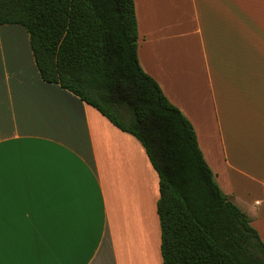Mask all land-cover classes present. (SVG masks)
Segmentation results:
<instances>
[{
	"label": "crops",
	"instance_id": "obj_1",
	"mask_svg": "<svg viewBox=\"0 0 264 264\" xmlns=\"http://www.w3.org/2000/svg\"><path fill=\"white\" fill-rule=\"evenodd\" d=\"M135 4L142 67L264 242V0ZM1 31L0 264H164L143 144L44 80L29 35Z\"/></svg>",
	"mask_w": 264,
	"mask_h": 264
},
{
	"label": "trees",
	"instance_id": "obj_2",
	"mask_svg": "<svg viewBox=\"0 0 264 264\" xmlns=\"http://www.w3.org/2000/svg\"><path fill=\"white\" fill-rule=\"evenodd\" d=\"M0 24L29 33L44 80L143 144L159 175L164 264H264V242L226 194L193 123L141 65L135 0H0Z\"/></svg>",
	"mask_w": 264,
	"mask_h": 264
},
{
	"label": "rangeland",
	"instance_id": "obj_3",
	"mask_svg": "<svg viewBox=\"0 0 264 264\" xmlns=\"http://www.w3.org/2000/svg\"><path fill=\"white\" fill-rule=\"evenodd\" d=\"M17 29H19L18 31H13L15 30L14 28H11V27H6L2 29L1 33L3 34H10V33H18V34H26V35H29L28 31L26 30V28L24 26H17ZM9 55V54H7Z\"/></svg>",
	"mask_w": 264,
	"mask_h": 264
}]
</instances>
